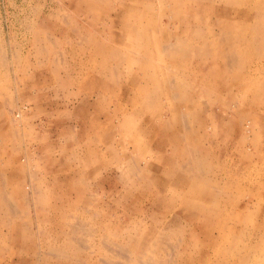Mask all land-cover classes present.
Masks as SVG:
<instances>
[{
    "label": "rangeland",
    "instance_id": "obj_1",
    "mask_svg": "<svg viewBox=\"0 0 264 264\" xmlns=\"http://www.w3.org/2000/svg\"><path fill=\"white\" fill-rule=\"evenodd\" d=\"M118 1L0 0V264H264V60L250 34L264 0H182L180 22L175 0H152L156 39L185 47L190 35H172L191 29L200 55H161L186 98L147 107L130 85L142 59L126 67L108 20ZM255 39L264 56V33ZM175 103L190 130L178 150L154 144L164 136L151 116ZM176 175L221 181V198L194 196L216 212L187 209Z\"/></svg>",
    "mask_w": 264,
    "mask_h": 264
},
{
    "label": "bare ground",
    "instance_id": "obj_2",
    "mask_svg": "<svg viewBox=\"0 0 264 264\" xmlns=\"http://www.w3.org/2000/svg\"><path fill=\"white\" fill-rule=\"evenodd\" d=\"M180 1H182V0H175L176 5L170 9L171 18L175 19L179 22L181 19V12H180L181 10L179 11ZM188 1L191 2L192 0H188ZM151 2H152V0H122V1H118V3H119L118 5L110 8L109 11L111 12L112 15L111 16L109 15V17H108V20L110 22L114 23V21L117 20L118 24L121 25L120 30H119L120 32H116L115 30L114 31L116 32V38L121 43V47L124 48L125 51H127V53L123 54L126 67L129 68L132 65L136 64L137 61H136V58L134 56L135 54L139 55L142 59V61H139L138 65L136 67H137V69H139L142 72L143 77L142 78L140 77L141 79H138V78L132 79L130 81V85L135 86V87L140 89V93H139L140 96L138 97V100H140L142 104L146 105V107H147V104H146L147 103V97L163 96L168 101H170L172 99L186 98V96H183L179 92L180 89L188 86L186 79L175 78V77L173 78L170 75H168L166 70L168 68H171V69L172 68L173 69L178 68L176 66L177 64L168 63L167 58H161L160 57L161 55L167 56L169 58L171 57L172 53H179V52L180 53H186V55H189L191 57H198L200 55V49L196 48L194 45L195 41H199L200 39L198 37H195V34L191 33V31H192L191 29H187L186 31H183L182 33H178V30H179L178 29L172 35V36L175 35V37H174L175 40L179 39L180 35H188V36L190 35L191 42L190 43L186 42L185 47L180 48L178 46H175L173 49H167L160 40L156 39L155 32H154L153 28L150 29L147 25V21H149V19L150 20L154 19L153 18L154 16L150 17V16H147V14H146V11L148 9L146 6L150 5ZM97 4H99V3H96V5ZM171 7H172V5H171ZM150 10L151 9H149V11ZM220 14L224 15L223 13H220ZM185 18L191 24H197V23H200L202 21L201 18H199L195 15H192L191 13H189ZM244 18H246V19L250 18L248 13H245ZM235 19H236V17H235ZM262 19H264V16L257 17V15H256L255 22L250 23V27H251L250 34L253 37V42L251 43V45L256 51L255 57H257L258 59L264 60V56H260V54H258L260 52L259 51V46H260L259 44L260 43L255 39L258 35L264 33V25H262L260 23V21ZM104 20H102V21H104ZM188 22H187V24H188ZM154 28H156V26ZM162 28L164 30H169V24H164V26H162ZM250 40H251V37H250ZM94 52H95V55H99L100 53H102V47L100 44H98V43L95 44ZM106 55L112 56L113 53H111L109 51L106 53ZM223 59L226 60L227 66L230 67L232 65L231 63L233 60L231 59V57H229V55H227V53H225L223 55ZM233 63H235V61H233ZM95 65L100 66V64H98L97 62H95ZM192 66L197 67L195 65H192ZM259 68H261V67H259ZM225 69H227V68H225ZM148 70L151 71L149 74L147 73ZM217 71H218L217 66L214 65V66L210 67L206 73L202 74L200 79H198L197 76H196V79L198 81H202L204 79L203 78L204 75L208 76V77H213V76L215 77L217 74ZM221 74H223V73H221ZM238 74L236 76H234L233 79H231L232 80L231 85L235 86L238 80L241 81L240 76H238ZM246 74H247V72H246ZM256 74H257V72H256ZM94 84H95V86L99 85L95 80H94ZM148 84H152L151 85V91L148 90V87H147V86H149ZM100 85H101V87L105 86L104 83H101ZM167 89H169V91H167ZM206 89L207 88L203 89L202 93L201 94L199 93L198 97L209 98V99H207L209 101L208 103H211V102H213V99H211V96H209ZM177 104L176 103L175 104H169L168 106H166V108H162L161 106H159L158 112L156 114L151 115V116H154L157 118V120H158V126L157 127L159 128V130L162 131V134L164 136L161 141L156 142L154 144H157V143H160L161 145L167 144V145L173 147V150L174 149L178 150L180 143H182L181 142L182 137L179 135L180 134L179 130H182V131L184 130L186 136H187L188 132L190 131V130H188L187 126L178 124V119L180 117L183 119L184 115H183V110ZM163 106H165V105L163 104ZM163 115L165 117L161 118V116H163ZM156 118H153V120H155ZM151 119H149L150 122H151ZM191 120H193V119H191ZM183 123H184V121L182 122V124ZM185 124H186V121H185ZM209 127H211V126L207 125L205 128H209ZM207 131L203 132V134L216 137V131L215 130H211L210 132H207ZM192 147L194 148L195 146L193 145ZM179 163H180V161H179ZM176 176H178V177H176ZM176 176L174 177L175 178L174 182L179 183V184L183 183V184L187 185V188L185 187V189H184V194L188 197V198H186L188 205H185V207L187 209H198L199 211L205 212L207 215H209V213H215V209L212 205L200 204V203L198 204L197 202H195L193 200V197L194 196L208 197L211 199H215V198H219V197L221 198L222 195L224 194L221 191H219V189H218V188H222L220 186L221 181L212 180V178L211 179L208 178L207 181H209V182H205L204 179H201V178H198L195 176L194 177L193 176H186V175H185L186 177H183L182 175H176ZM168 178L169 177H163L162 180H168L169 181L170 178L169 179ZM213 186L218 187L217 191L214 190ZM207 212H209V213H207ZM259 228H261V227H259Z\"/></svg>",
    "mask_w": 264,
    "mask_h": 264
},
{
    "label": "crops",
    "instance_id": "obj_3",
    "mask_svg": "<svg viewBox=\"0 0 264 264\" xmlns=\"http://www.w3.org/2000/svg\"><path fill=\"white\" fill-rule=\"evenodd\" d=\"M220 198V197H219ZM209 199H211V198H209ZM193 200L195 201V202H197L198 204L200 203V202H198V201H196L195 199H194V197H193ZM199 212H202V211H199ZM216 212V211H215Z\"/></svg>",
    "mask_w": 264,
    "mask_h": 264
}]
</instances>
